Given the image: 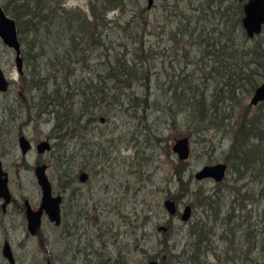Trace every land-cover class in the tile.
Here are the masks:
<instances>
[{"label":"rangeland","instance_id":"374dc122","mask_svg":"<svg viewBox=\"0 0 264 264\" xmlns=\"http://www.w3.org/2000/svg\"><path fill=\"white\" fill-rule=\"evenodd\" d=\"M175 1L168 0V7ZM146 3L147 0H126L123 6L107 13L109 25L118 23L116 27L108 29V37L113 44L109 52L114 49L123 52L126 48L137 46L140 38L144 41L148 39L150 47L167 53L164 61H161L162 57L156 56L152 68L153 77L163 82L184 66L180 44L176 48V57L173 52L171 29L175 27V21L170 22V13L197 18L201 24L199 28L206 27L208 30L219 19L218 14L212 11L218 7L224 8L228 0H180L176 12L164 8V0H154L148 8L150 30H141L142 20L138 11L140 7H146ZM65 5L88 10V0H66ZM204 14H207L206 17ZM175 39L178 41L176 43L180 42L179 35ZM108 43L109 41L106 44ZM97 53L92 55L88 71L104 70L103 56L98 57ZM168 62L173 65L172 68ZM0 66L13 81L7 93H0V129H3L0 130L3 131L0 135V159L8 173L9 189L15 199L13 204L8 205L5 213L0 211V264H9L1 254L4 240L11 245L14 264H46L47 260L54 264H115L114 260L119 255L129 264H136V261L137 264H147L146 256L151 255H155L160 263L164 260L163 264H183L191 253L193 236L188 233L190 225L199 218L207 221L210 226L213 224L210 210L201 206H192L190 218L186 222L179 217L184 205L194 200L193 190L198 188L205 191L206 195H212L213 199L222 198L220 218L210 235L214 253L208 255V264H216L215 253L222 257L223 264H264V166L256 167L242 176L227 168L225 177L220 182L210 178L196 180L193 177L194 172L204 164L224 162L223 157L231 138L221 139L220 134H215L213 130L203 131L199 137H194L195 142L189 137L190 155L186 160L184 178L192 174L193 179L191 191L183 195L177 190V182L172 179L173 165L178 159L170 148L177 137L188 131L183 122L175 121L173 126L169 123L170 118H165V114L154 111L146 116V122L140 119V123L138 114L133 117L113 104L108 109L104 107L98 110V119L89 123L85 130L81 122L73 126L75 131L65 132L67 137L63 140H53L50 135L55 131L50 117L43 115L38 120L36 117H30V120L23 112L24 96L21 94L25 92L21 83L18 84L20 75L15 67L14 53L1 41ZM196 68L198 69L195 58H192V63L184 70L197 75ZM22 70L24 72L28 69L24 65ZM153 88L161 103L168 101V96L163 95L165 89ZM137 91L140 92L141 89L138 88ZM251 94L241 104H248ZM109 101L110 99L104 98L100 105L106 106ZM74 111H78V106ZM17 128L31 142L47 137L56 143L52 145L51 151L43 155L33 149L22 158L17 147ZM36 160L48 164L46 172L54 191L59 190L63 182L59 169L62 165L66 167V163L71 164L76 175L83 172L87 174V179L83 182L76 176L74 185L80 194L71 200L69 219L68 214L65 217L70 230L74 231L71 237L66 238L74 244L75 250L78 246L86 248L87 255L77 252L76 257L66 254L60 259V248L65 245L66 239L62 240L57 235L59 229L47 218L42 220L38 234L30 235L27 232L23 210L19 206L21 197L28 198L33 206H37L39 202V187L33 172ZM238 187L242 194L247 193L246 197L235 194ZM170 193L178 194L180 200L176 201L178 215L168 223L163 201ZM235 198L242 201L243 209H237L233 204L234 214L242 221V227L251 224L256 228L257 242L254 252L246 255L242 228H236L234 246L238 249L234 251L235 254L230 249L229 259H225L227 243L219 235L225 229L224 217L231 210V200ZM84 213L87 218L80 217ZM234 223L235 219L230 225ZM157 226H165L167 230L160 231ZM227 235L229 238L230 233ZM163 242L172 248L169 253L176 254L170 263L168 254L165 256L161 253Z\"/></svg>","mask_w":264,"mask_h":264},{"label":"trees","instance_id":"16d2710c","mask_svg":"<svg viewBox=\"0 0 264 264\" xmlns=\"http://www.w3.org/2000/svg\"><path fill=\"white\" fill-rule=\"evenodd\" d=\"M125 1L88 0V10H84L78 6L67 7L66 0H1L4 12L16 22L22 63L28 69L19 74L18 81L25 92L21 94L24 96L22 110L27 119L34 115L38 120L47 115L52 120L54 131L59 134L56 139L63 140L67 137L65 132L75 131V124L82 122L85 130L89 123L98 119L97 111L104 107L108 109L109 105L114 104L133 117L138 114L140 123V119L146 122V116L155 111L170 118L169 123L173 126L175 121L183 122L188 131L182 135L192 137V142L205 130H213L220 134L221 139L231 138L223 157L230 172L242 176L264 166V101L255 106L241 104L264 78V30L252 38L246 35L241 25L242 2L228 0L224 8L212 11L218 14L219 19L208 30L199 28L201 24L197 18L170 13V22L175 21V27L171 29L173 52L176 57V48L180 44L184 66L178 73L166 74L170 79L162 82L153 77L152 68L155 57H162L161 61H164L167 53L150 47L148 39L140 38L137 46L123 52L118 49L109 52L113 44L108 37V29L118 23L109 25L107 13L123 6ZM167 1L164 0V8L176 12L180 0L169 7ZM138 13L142 20L141 30H150L147 3L146 7L139 8ZM163 32L164 28L160 38ZM176 35L180 37L179 43H176ZM97 50L102 52L97 53ZM94 53L98 57L103 56V71H88ZM192 58L197 63V75L184 70L192 63ZM168 64L173 67L170 62ZM153 87L165 89L163 95L168 96V101L161 103ZM104 98L110 99L106 106L100 105ZM77 106L78 111H74ZM186 165V160H177L173 165L172 179L183 195L191 191L193 179L192 174L184 178ZM72 168L69 163L59 168L68 185L76 177ZM171 194L166 198L171 197L175 202L180 200L178 194ZM235 194L247 195L241 193L240 187ZM193 195L191 206L210 210L213 224L210 226L199 218L190 225L188 233L193 236L191 253L182 263L208 264V255L214 253L210 235L220 218L222 198L213 199L200 188L193 190ZM233 204L237 209H243L242 201L235 198L231 200V210L224 217L225 229L219 236L227 243L225 259H229L230 249L234 254L238 249L234 246L236 228H242L246 255L254 252L257 242L256 228L251 224L241 226L242 221L234 214ZM172 219L171 216L168 223ZM234 219L235 223L230 225ZM163 244L161 253L168 254L170 263L176 254L169 253L172 248L166 242ZM215 258L216 264H223L222 257L216 253ZM156 259L155 255L146 256L147 264ZM161 262L165 263L164 260ZM114 263L129 264L120 255Z\"/></svg>","mask_w":264,"mask_h":264},{"label":"water","instance_id":"95a60500","mask_svg":"<svg viewBox=\"0 0 264 264\" xmlns=\"http://www.w3.org/2000/svg\"><path fill=\"white\" fill-rule=\"evenodd\" d=\"M154 0H147V7H151ZM241 25L246 35L252 38L260 34L264 27V0H248L243 6V16L241 18ZM0 41L7 48L11 49L14 53L15 67L18 73L22 72V57H21V44L17 32V25L13 18L8 16L0 6ZM9 88V79L4 70L0 66V92H5ZM264 100V78L259 85L254 89L249 104L254 105ZM18 146L22 155L30 148V142L24 134L18 137ZM39 152L48 149L50 144L47 140H43L36 145ZM171 151L177 156L178 160H187L190 155V139L187 135H180L171 144ZM227 164L225 162H216L211 164H204L197 169L193 177L196 180H203L211 178L215 182H220L225 177ZM36 181L41 189V200L37 209H32L28 201H24L26 229L30 235L38 233L41 224L42 212L47 218L58 224L60 221L59 203L61 197L59 195H52L51 184L45 174V165L37 166L35 169ZM87 177L86 173L81 174V181ZM0 198H2V206L4 207L11 201L12 195L8 186L7 173L3 170L0 160ZM163 206L169 216H174L178 212L176 202L167 197L163 201ZM191 205L185 204L183 211L180 215L182 221H187L190 218ZM160 229H165L160 226ZM3 257L10 263L14 264V256L8 241L3 243L2 247ZM46 264H54L52 261L47 260ZM150 264H163L157 260H151Z\"/></svg>","mask_w":264,"mask_h":264},{"label":"flooded vegetation","instance_id":"af4514ba","mask_svg":"<svg viewBox=\"0 0 264 264\" xmlns=\"http://www.w3.org/2000/svg\"><path fill=\"white\" fill-rule=\"evenodd\" d=\"M239 2H242V12H243V6H244V4L248 1V0H238ZM243 16V15H242ZM11 50V49H10ZM23 67H24V64L22 63V69H23ZM23 71V70H22ZM20 74V73H19ZM9 79V88H10V85H11V83L13 82V81H11L12 80V78H8ZM259 85V84H258ZM8 88V89H9ZM8 91V90H7ZM7 91H5V92H7ZM254 91V90H253ZM5 92H0V93H5ZM253 93V92H252ZM252 95V94H251ZM264 101V100H263ZM260 102H262V101H260ZM260 102H258V103H260ZM249 103V102H248ZM257 103V104H258ZM257 104H254L253 106H255V105H257ZM33 119H34V117H32ZM17 147H18V149H19V151H20V148H19V146H18V137L21 135V134H24L23 132H22V130L20 129V128H17ZM25 135V134H24ZM59 136V134H58V132L57 131H55V132H53V134L52 135H50V138L51 139H53V140H55L57 137ZM27 138V137H26ZM50 138H45V139H42V140H35L34 142H31L28 138V140H29V142H30V148L26 151V153L24 154V155H22V153H21V151H20V154H21V156H22V158H24L25 157V155H27L29 152H31L33 149H35V151L38 153V154H41V155H43V154H45V153H47V152H49V151H51L52 150V148H53V144L55 145V141H52V140H50ZM43 140H47L48 142H49V144H50V147L48 148V149H44L42 152H39L38 151V149H37V147H36V145L39 143V142H41V141H43ZM1 160V159H0ZM58 161V160H57ZM1 164H2V161H1ZM42 164H44L45 165V174H46V176L48 177V179H49V181H50V184H51V191H52V195H59L60 197H61V200H60V203H59V209H60V221H59V223L58 224H55L54 222H52L53 224H54V226L56 227V228H58L59 229V231H58V233H57V235L62 239V240H65L66 239V243H65V245H63L60 249H61V252H60V259H63L64 258V256L66 255V254H71V255H74L75 257H76V253L77 252H83L84 253V255H87L88 254V252H86V248H84V247H82V248H80L79 246L77 247V250H75L74 249V244H72L71 242H70V240L69 239H67L66 237H71L72 235H73V233H74V231L72 232L71 230H70V226L68 225V223L66 222V220H65V217L67 216V214H68V216H67V218L69 219V210H70V204H71V200L73 199V197H76V195L79 193L78 191H77V187L74 185V181H75V178L76 177H74V179H73V181L68 185L67 184V180L65 179V178H63L62 177V179H63V182L61 183V185H60V187H59V190H57V191H54V189H53V184H52V181L50 180V178H49V176H48V174H47V168H48V164H46V163H44V162H42L41 161V163H40V161H38V160H36V163H35V165H34V167H33V172H34V176H35V169H36V167L37 166H40V165H42ZM2 168H3V165H2ZM3 170L7 173V171L3 168ZM60 171V170H59ZM81 174L82 173H78L76 176L78 177V179L81 181ZM7 178H8V173H7ZM9 179V178H8ZM35 179H36V177H35ZM86 179H87V177H86ZM85 179V180H86ZM208 179V178H207ZM211 179V178H210ZM85 180H83V181H85ZM82 181V182H83ZM9 182V181H8ZM37 182V181H36ZM38 184V183H37ZM8 186H9V184H8ZM38 187H39V185H38ZM10 190V189H9ZM10 193H11V191H10ZM80 194V193H79ZM11 195H12V193H11ZM21 199H22V202H21V204H20V208H21V210H23V215H24V218H25V222H26V217H25V205H24V201L25 200H27L28 201V203H29V205L31 206V208L32 209H37L38 207H39V204H40V200H41V189L39 188V202H38V204H37V206H33L31 203H30V201H29V199L28 198H26V197H21ZM2 198H0V211L2 212V213H5V211H6V208L8 207V205L9 204H13L14 202H15V199H14V197H13V195H12V198H11V201L9 202V203H7L4 207L2 206ZM19 208V209H20ZM191 209H192V206H191ZM80 211V210H79ZM78 211V212H79ZM176 215H178V212H177V214ZM176 215H174V216H172V218H174V217H176ZM180 215H181V213H180ZM80 217H82V218H87L88 216H87V214L86 213H84V214H81L80 215ZM171 216H169L168 215V220H169V218H170ZM180 217V216H179ZM44 218H47V216L42 212V215H41V224H42V220L44 219ZM48 219V218H47ZM49 220V219H48ZM86 220V219H85ZM167 220V221H168ZM50 221V220H49ZM51 222V221H50ZM186 222V221H185ZM41 224H40V227H41ZM40 227H39V230H38V233H39V231H40ZM165 227V226H164ZM167 227H168V225H167ZM167 227H165V229H161L160 231H166L167 230ZM157 229H160V227L158 226L157 227ZM38 233H36V234H38ZM35 234V235H36ZM5 241H7V240H4L3 241V243L5 242ZM9 242V241H8ZM10 244V243H9ZM2 247H3V244H2V246H1V254H2ZM10 247H11V245H10ZM76 248V247H75ZM11 250H12V248H11ZM12 254H13V252H12ZM3 256V255H2ZM13 256H14V254H13ZM9 263V262H8ZM14 263H15V258H14ZM10 264V263H9Z\"/></svg>","mask_w":264,"mask_h":264},{"label":"bare ground","instance_id":"6f19581e","mask_svg":"<svg viewBox=\"0 0 264 264\" xmlns=\"http://www.w3.org/2000/svg\"><path fill=\"white\" fill-rule=\"evenodd\" d=\"M177 216V215H176Z\"/></svg>","mask_w":264,"mask_h":264}]
</instances>
